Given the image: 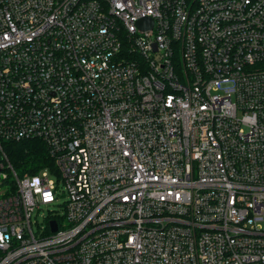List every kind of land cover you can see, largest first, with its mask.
<instances>
[{
    "label": "built area",
    "instance_id": "obj_1",
    "mask_svg": "<svg viewBox=\"0 0 264 264\" xmlns=\"http://www.w3.org/2000/svg\"><path fill=\"white\" fill-rule=\"evenodd\" d=\"M134 5L0 0V264H264V0Z\"/></svg>",
    "mask_w": 264,
    "mask_h": 264
},
{
    "label": "trees",
    "instance_id": "obj_2",
    "mask_svg": "<svg viewBox=\"0 0 264 264\" xmlns=\"http://www.w3.org/2000/svg\"><path fill=\"white\" fill-rule=\"evenodd\" d=\"M6 151L14 168L20 174L36 173L48 163H52L47 146L39 139L9 142Z\"/></svg>",
    "mask_w": 264,
    "mask_h": 264
},
{
    "label": "water",
    "instance_id": "obj_3",
    "mask_svg": "<svg viewBox=\"0 0 264 264\" xmlns=\"http://www.w3.org/2000/svg\"><path fill=\"white\" fill-rule=\"evenodd\" d=\"M131 2H132L134 9L136 10V7L134 5V0H131ZM152 24H153V21L151 18H143V19L139 20V26L141 28H151ZM53 229L54 230L56 229V224L54 222H53Z\"/></svg>",
    "mask_w": 264,
    "mask_h": 264
},
{
    "label": "rangeland",
    "instance_id": "obj_4",
    "mask_svg": "<svg viewBox=\"0 0 264 264\" xmlns=\"http://www.w3.org/2000/svg\"><path fill=\"white\" fill-rule=\"evenodd\" d=\"M60 201H63V198H61ZM42 212H43V211L40 212V216H39V220H40L41 222H42V217H41V216H42V215H41Z\"/></svg>",
    "mask_w": 264,
    "mask_h": 264
}]
</instances>
